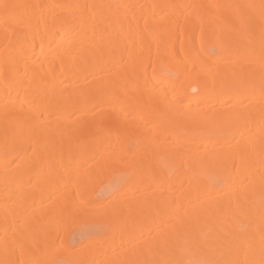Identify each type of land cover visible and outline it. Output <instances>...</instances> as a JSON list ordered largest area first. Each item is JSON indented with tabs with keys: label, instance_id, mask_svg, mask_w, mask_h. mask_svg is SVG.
I'll return each instance as SVG.
<instances>
[{
	"label": "bare ground",
	"instance_id": "bare-ground-1",
	"mask_svg": "<svg viewBox=\"0 0 264 264\" xmlns=\"http://www.w3.org/2000/svg\"><path fill=\"white\" fill-rule=\"evenodd\" d=\"M0 264H264V0H0Z\"/></svg>",
	"mask_w": 264,
	"mask_h": 264
},
{
	"label": "rangeland",
	"instance_id": "rangeland-1",
	"mask_svg": "<svg viewBox=\"0 0 264 264\" xmlns=\"http://www.w3.org/2000/svg\"><path fill=\"white\" fill-rule=\"evenodd\" d=\"M105 176H106V175H105ZM103 178H104V176H103ZM105 192H106V191H104V192L102 191L103 194H105ZM103 194H102V195H103ZM108 195H109V192H106V194L103 195V196H105V197H106V196H107V197H110V195H109V196H108ZM100 196H101V195H99V197H100ZM107 197H106V198H107ZM101 198H102V202H103V201L106 202L107 199H108V198H107V199H103L104 197H101ZM101 198H99V199L101 200ZM74 219H76L77 222L81 221V223H75V225L78 224V226H76V227H78V229H80L79 227H80L84 222H87V220H85V221L83 222V220H82L83 218H82V219H81V218H74ZM84 219H86V218H84ZM72 220H73V219H72ZM76 220H74V222H75ZM70 221H71V220H69V221L65 224V225H66V228H68L67 226H69ZM71 222H73V221H71ZM79 224H80V226H79ZM70 225H72V227H71V228L69 227L68 230L73 228V224L70 223ZM76 227L74 226L75 229L73 228V229H74L73 232H75V233L79 232L78 229L76 230ZM66 228H65V229H66ZM84 228H86V227H83V226H82L81 229L84 230ZM89 228H90V227H89ZM87 229H88V228H86V230H87ZM86 230H85V231H86ZM91 230H92V228H91ZM65 231H67V230H65ZM71 231H72V230H71ZM80 231H82V230H80ZM75 233H73L74 235L72 234V238H71V236H70V238H71L70 241L72 240L71 242H72L73 246H75L76 243H77L78 241H80V242L83 241V240H82L83 237L80 238V235H83V232H79L80 235H78V237H75V236L77 235V234L75 235ZM73 237H74V238H73ZM75 238H77L78 240H77V239L75 240ZM79 238H80V239H79ZM74 240H75V241H74ZM76 241H77V242H76ZM71 242H70V244H71ZM73 242H74L75 244H74Z\"/></svg>",
	"mask_w": 264,
	"mask_h": 264
}]
</instances>
